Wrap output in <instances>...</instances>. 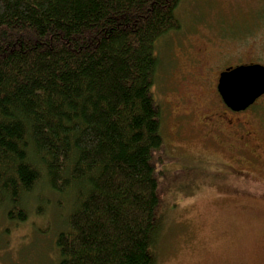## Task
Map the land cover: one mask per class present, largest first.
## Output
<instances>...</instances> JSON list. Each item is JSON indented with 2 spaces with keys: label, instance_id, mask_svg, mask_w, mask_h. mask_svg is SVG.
I'll return each instance as SVG.
<instances>
[{
  "label": "trees",
  "instance_id": "16d2710c",
  "mask_svg": "<svg viewBox=\"0 0 264 264\" xmlns=\"http://www.w3.org/2000/svg\"><path fill=\"white\" fill-rule=\"evenodd\" d=\"M182 1L0 0V205L25 222L43 181L66 199L55 264L157 262L158 45Z\"/></svg>",
  "mask_w": 264,
  "mask_h": 264
},
{
  "label": "rangeland",
  "instance_id": "374dc122",
  "mask_svg": "<svg viewBox=\"0 0 264 264\" xmlns=\"http://www.w3.org/2000/svg\"><path fill=\"white\" fill-rule=\"evenodd\" d=\"M177 16L180 31L158 45L154 87L164 139L154 158L160 195L156 264H264V177L258 173L264 163L241 166L236 158L245 156L242 150L233 154L231 144L206 140L199 119L184 114L195 105L215 109L184 93L188 76L264 63V0H183ZM199 112L209 118L210 112ZM43 185L37 190L46 196L36 198L37 210L31 205L25 222L9 220L0 205V264L57 262L55 241L71 209Z\"/></svg>",
  "mask_w": 264,
  "mask_h": 264
},
{
  "label": "flooded vegetation",
  "instance_id": "af4514ba",
  "mask_svg": "<svg viewBox=\"0 0 264 264\" xmlns=\"http://www.w3.org/2000/svg\"><path fill=\"white\" fill-rule=\"evenodd\" d=\"M252 64L264 66V63L251 62L249 64L225 67L214 74H204L199 71L194 79L188 76L184 83L187 88L184 93L196 97L195 100L203 99L209 107L211 103L215 106L213 111L212 108L197 107L194 103L195 107L191 106L189 112L184 114L188 118L199 119L198 122L204 127L203 133L206 140L216 144L218 147L231 144L233 154H237L242 150L245 156L240 155L236 158V161L241 166L245 163L246 166L250 167L255 162L264 163V94L246 110L234 111L225 103L220 93L219 85L222 73L228 69ZM188 73L193 76L190 71ZM200 110L210 112L208 113L209 118L206 117L207 115H200L202 114L199 112ZM175 111L179 110L175 109ZM227 167L237 171L230 165ZM258 173L264 177V167L259 169Z\"/></svg>",
  "mask_w": 264,
  "mask_h": 264
},
{
  "label": "water",
  "instance_id": "95a60500",
  "mask_svg": "<svg viewBox=\"0 0 264 264\" xmlns=\"http://www.w3.org/2000/svg\"><path fill=\"white\" fill-rule=\"evenodd\" d=\"M219 89L231 109L246 110L264 94V66L252 64L228 69L221 75Z\"/></svg>",
  "mask_w": 264,
  "mask_h": 264
},
{
  "label": "bare ground",
  "instance_id": "6f19581e",
  "mask_svg": "<svg viewBox=\"0 0 264 264\" xmlns=\"http://www.w3.org/2000/svg\"><path fill=\"white\" fill-rule=\"evenodd\" d=\"M262 96V95H261Z\"/></svg>",
  "mask_w": 264,
  "mask_h": 264
}]
</instances>
